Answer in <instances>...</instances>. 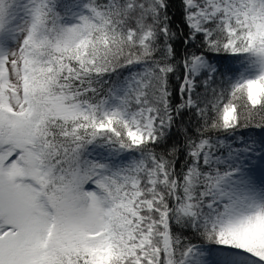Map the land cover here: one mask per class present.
<instances>
[{
  "label": "snow or ice",
  "instance_id": "snow-or-ice-1",
  "mask_svg": "<svg viewBox=\"0 0 264 264\" xmlns=\"http://www.w3.org/2000/svg\"><path fill=\"white\" fill-rule=\"evenodd\" d=\"M179 5L0 0V264H264V0Z\"/></svg>",
  "mask_w": 264,
  "mask_h": 264
},
{
  "label": "trees",
  "instance_id": "trees-1",
  "mask_svg": "<svg viewBox=\"0 0 264 264\" xmlns=\"http://www.w3.org/2000/svg\"><path fill=\"white\" fill-rule=\"evenodd\" d=\"M173 4H174V6L171 9L172 14H173V16L175 18V21L176 22H180V5H179V0H173ZM178 83H179V81H174L173 82V87L178 86Z\"/></svg>",
  "mask_w": 264,
  "mask_h": 264
}]
</instances>
